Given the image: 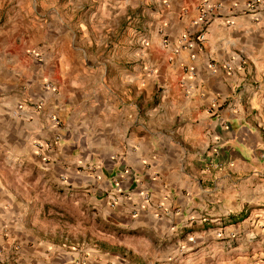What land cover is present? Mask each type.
Instances as JSON below:
<instances>
[{
    "label": "crops",
    "instance_id": "crops-1",
    "mask_svg": "<svg viewBox=\"0 0 264 264\" xmlns=\"http://www.w3.org/2000/svg\"><path fill=\"white\" fill-rule=\"evenodd\" d=\"M203 1L0 0V264H264V0L182 46ZM45 195L100 243L40 235Z\"/></svg>",
    "mask_w": 264,
    "mask_h": 264
},
{
    "label": "rangeland",
    "instance_id": "rangeland-1",
    "mask_svg": "<svg viewBox=\"0 0 264 264\" xmlns=\"http://www.w3.org/2000/svg\"><path fill=\"white\" fill-rule=\"evenodd\" d=\"M45 195L33 201V221L42 228L40 235L47 240L66 244L98 245L107 233L102 220L78 209L68 198ZM106 232V233H105ZM109 233L117 235L110 231Z\"/></svg>",
    "mask_w": 264,
    "mask_h": 264
},
{
    "label": "built area",
    "instance_id": "built-area-1",
    "mask_svg": "<svg viewBox=\"0 0 264 264\" xmlns=\"http://www.w3.org/2000/svg\"><path fill=\"white\" fill-rule=\"evenodd\" d=\"M258 0H247L246 5L249 8H254L258 4ZM221 8L220 2H211L209 0H204L198 9V29L196 31H191L184 34L179 42L182 46L190 47L192 44L199 46L204 41V29L214 16H216ZM160 31V30H159ZM162 32V31H160ZM193 74V72H191ZM49 85V84H48ZM58 139V137H56ZM38 148H45L48 144L37 143ZM49 147V146H48Z\"/></svg>",
    "mask_w": 264,
    "mask_h": 264
}]
</instances>
